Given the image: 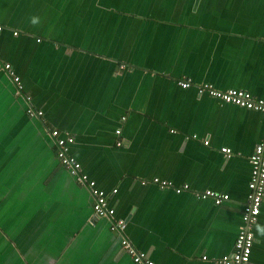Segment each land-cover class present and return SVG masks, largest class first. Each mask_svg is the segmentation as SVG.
<instances>
[{
  "label": "crops",
  "instance_id": "1",
  "mask_svg": "<svg viewBox=\"0 0 264 264\" xmlns=\"http://www.w3.org/2000/svg\"><path fill=\"white\" fill-rule=\"evenodd\" d=\"M202 84L264 99V0H0V264H133L107 219L88 223L92 196L59 165L51 128L74 135L71 155L149 260L219 264L264 116ZM207 190L229 199L198 198ZM251 229L249 264H264V198Z\"/></svg>",
  "mask_w": 264,
  "mask_h": 264
},
{
  "label": "built area",
  "instance_id": "2",
  "mask_svg": "<svg viewBox=\"0 0 264 264\" xmlns=\"http://www.w3.org/2000/svg\"><path fill=\"white\" fill-rule=\"evenodd\" d=\"M3 67L15 85L16 94L23 96L26 115L29 118H41L43 112L35 108L31 97L23 94L24 88L21 79L15 74L11 65L6 63ZM178 84L183 89H187L191 85L188 81H180ZM197 93L199 95H208L227 105L259 112L264 116V99H256L250 92L245 90L228 89L222 91L215 89L209 84H202L197 87ZM48 134L54 144L55 156L59 165L65 169L77 184L85 186L92 196V212L88 223L94 224L99 220L107 219L109 221V231L120 237L121 249L133 264H155L147 258L144 252L137 250L127 239L124 234L126 222L121 218L117 219L115 217V210L110 205L106 192L96 186V182L83 172L81 164L71 155V147L75 143L74 135L68 130H59L57 128L49 129ZM115 134L119 136L121 130H115ZM193 138L197 137L194 135ZM203 143L207 145L208 141H204ZM121 145V141L116 143L117 147ZM221 152L227 156L230 155V150L227 148L221 149ZM248 163L250 173L247 184L248 192L241 212L242 227L235 239L233 251L219 259V264H249L254 242V234L251 227L257 222L260 216L264 198V141L255 145L254 151L248 159ZM144 183L142 181V184ZM152 183L161 189H172L176 194H180L189 189L188 185L176 187L170 181L159 180L157 178L153 179ZM116 192L117 189H114L111 193L114 195ZM197 196L203 200H211L215 205H220L229 199V196L226 194H219L210 190Z\"/></svg>",
  "mask_w": 264,
  "mask_h": 264
}]
</instances>
